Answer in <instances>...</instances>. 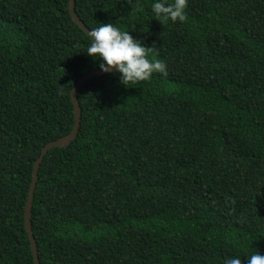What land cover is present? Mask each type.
<instances>
[{
  "label": "trees",
  "instance_id": "trees-1",
  "mask_svg": "<svg viewBox=\"0 0 264 264\" xmlns=\"http://www.w3.org/2000/svg\"><path fill=\"white\" fill-rule=\"evenodd\" d=\"M171 2V0H169ZM88 28L115 23L167 77L118 73L79 90V133L51 149L35 188L41 264H222L264 254V0H76ZM70 0H0V264H35L25 212L34 165L71 133V92L99 69Z\"/></svg>",
  "mask_w": 264,
  "mask_h": 264
},
{
  "label": "clouds",
  "instance_id": "clouds-1",
  "mask_svg": "<svg viewBox=\"0 0 264 264\" xmlns=\"http://www.w3.org/2000/svg\"><path fill=\"white\" fill-rule=\"evenodd\" d=\"M187 5L188 0H151L152 18H158L162 22H186ZM135 7L137 11H143L139 0ZM87 35L89 44L85 52L101 61V71L118 73L124 85H135L140 81L150 80L154 73L167 77L166 63L154 55L150 57L152 47L134 38L128 30H122L119 25L111 22L99 23V26L91 28ZM222 264H264V254L256 251L250 255L245 254L243 258L239 255L226 257Z\"/></svg>",
  "mask_w": 264,
  "mask_h": 264
},
{
  "label": "water",
  "instance_id": "water-1",
  "mask_svg": "<svg viewBox=\"0 0 264 264\" xmlns=\"http://www.w3.org/2000/svg\"><path fill=\"white\" fill-rule=\"evenodd\" d=\"M76 0H70V8H71V15L74 19V21L81 27L82 30H84L86 33L90 30L86 26V24L81 20V18L78 16L75 8H76ZM106 74V72L101 71V69H97L91 72H88L85 74L83 77H81L76 84V86L73 88L71 92V97L72 101L74 103V111H75V123L74 127L71 131L70 134L61 137L57 140L49 142L42 150L41 156L37 159L34 165V171H33V180L31 184V188L29 191V196H28V201L26 204V212H25V222H26V229L28 231L30 241H31V247L33 250L34 254V259H35V264H41L40 257H39V252H38V246H37V240L34 236L33 228H32V222H31V217H32V209H33V199H34V193H35V188L36 184L38 181V173H39V168L44 160L46 154L53 148L55 147H67L71 144L72 141H74L79 133V129L81 126V119H82V110L80 106V102L78 99V90L90 79Z\"/></svg>",
  "mask_w": 264,
  "mask_h": 264
}]
</instances>
